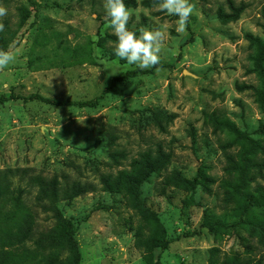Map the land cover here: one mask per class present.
Segmentation results:
<instances>
[{"label": "rangeland", "instance_id": "374dc122", "mask_svg": "<svg viewBox=\"0 0 264 264\" xmlns=\"http://www.w3.org/2000/svg\"><path fill=\"white\" fill-rule=\"evenodd\" d=\"M134 1L126 6L129 29H158L166 37L160 63L143 70L115 55L103 0H0L8 10L0 18L6 50L15 55L0 69V170L12 171V188L25 189L37 229L52 231L45 244L60 240L56 211L35 202L31 179L91 186L56 203L72 225L74 264H150L135 245L143 219L136 203L158 218L168 240L153 250L152 262L222 264L238 255L264 264V208L251 212L259 224L246 226L224 201V182L233 179L224 170L227 156L239 148L227 146L230 135L217 122L227 119L264 144V113L252 89L238 88L259 86L248 71L253 47L246 35L264 39V0H190L195 9L183 34L178 18L158 9L160 0ZM159 148L171 153L170 162L134 196L104 189V178L116 179ZM199 171L213 180L207 187L172 184L174 174L193 180ZM256 186L264 187V171L249 190ZM0 207L2 229L12 207ZM206 213L223 220L216 234L203 224Z\"/></svg>", "mask_w": 264, "mask_h": 264}, {"label": "trees", "instance_id": "16d2710c", "mask_svg": "<svg viewBox=\"0 0 264 264\" xmlns=\"http://www.w3.org/2000/svg\"><path fill=\"white\" fill-rule=\"evenodd\" d=\"M125 5H135L134 0H124ZM242 9V8H240ZM264 12V11H263ZM264 15V14H263ZM264 28V23L262 24ZM246 37L253 47L250 56L251 66L249 72L255 73L259 86L241 84L240 90L252 89L259 104V108L264 113V39L247 34ZM9 41L3 32H0V49L6 50ZM135 74V71L129 72ZM43 101L55 104L64 102L52 101L42 98ZM220 128L230 135L227 143L228 147L237 146L236 156H227V165L224 170L233 177L232 181L224 182V201L232 204L231 210L239 217L238 223L243 225L259 224V219L251 216L253 209L264 208V187L256 186L253 191L249 190V183L255 180L256 175L263 177L264 159L257 160L258 154L264 153V144L257 138L250 136L243 130L238 129L229 120H217ZM263 129V124H260ZM171 160V153L163 152L160 148L154 155L143 154L140 159H134L131 163L130 171H121L114 180L103 179L104 189L111 191L117 189L123 191L125 195L134 196L140 185L152 174H161L166 169ZM255 171V174L252 173ZM11 170H0V202L4 201L10 205L11 211L3 216L5 220L4 228L0 229V264H74L78 261V254L74 251L71 236L72 225L58 214L56 203L64 199H73L92 190L86 183L72 182L60 187L56 177L51 179L32 178L31 184L37 188L35 202L39 207H48L55 213V225L60 239L55 244H45L46 240L52 241L54 235L49 230L37 229V213L25 202V189L21 186L11 187ZM173 185L179 188H186L193 191L197 182L208 185L213 180L204 172L199 171L193 180L183 178L178 174L172 177ZM119 185H122L119 188ZM118 187V188H117ZM207 187V186H206ZM210 190L209 188H206ZM143 216L142 222L134 230L135 245L141 249L143 256L150 264H160L158 261L152 262V252L154 249H164L168 245L165 230L157 217L152 213L143 215L137 203L133 205ZM1 213V207H0ZM28 220L25 222L24 216ZM204 226L214 234L223 226L222 218H215L205 214ZM147 228V232L144 230ZM248 260H242L240 256L227 257L222 264H249Z\"/></svg>", "mask_w": 264, "mask_h": 264}, {"label": "clouds", "instance_id": "9594fccd", "mask_svg": "<svg viewBox=\"0 0 264 264\" xmlns=\"http://www.w3.org/2000/svg\"><path fill=\"white\" fill-rule=\"evenodd\" d=\"M103 7L109 21V27L116 37L114 45L115 55L120 60H126L129 65H136L139 69H148L160 63L161 52L164 50L165 33L161 30L139 29V32L128 27L132 13L126 7L124 0H103ZM160 11L177 17L176 31L183 34L187 28V21L193 14L195 5L190 0H160ZM8 15V10L0 5V18ZM4 24L0 21V32ZM15 60V55L0 49V69L7 67Z\"/></svg>", "mask_w": 264, "mask_h": 264}]
</instances>
